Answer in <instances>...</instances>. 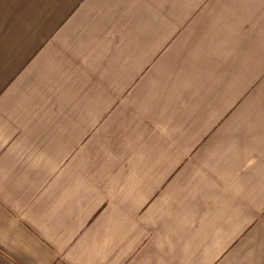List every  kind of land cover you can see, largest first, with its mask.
<instances>
[{"label":"crops","instance_id":"crops-1","mask_svg":"<svg viewBox=\"0 0 264 264\" xmlns=\"http://www.w3.org/2000/svg\"><path fill=\"white\" fill-rule=\"evenodd\" d=\"M0 264H264V0H0Z\"/></svg>","mask_w":264,"mask_h":264}]
</instances>
